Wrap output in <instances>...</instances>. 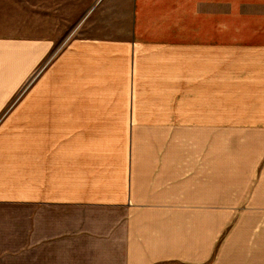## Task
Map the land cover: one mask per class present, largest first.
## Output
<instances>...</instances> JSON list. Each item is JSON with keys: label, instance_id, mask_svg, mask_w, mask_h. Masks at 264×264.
Here are the masks:
<instances>
[{"label": "crops", "instance_id": "obj_1", "mask_svg": "<svg viewBox=\"0 0 264 264\" xmlns=\"http://www.w3.org/2000/svg\"><path fill=\"white\" fill-rule=\"evenodd\" d=\"M92 18L0 35V264H264V0Z\"/></svg>", "mask_w": 264, "mask_h": 264}, {"label": "rangeland", "instance_id": "obj_2", "mask_svg": "<svg viewBox=\"0 0 264 264\" xmlns=\"http://www.w3.org/2000/svg\"><path fill=\"white\" fill-rule=\"evenodd\" d=\"M99 0H0V35L50 37L56 52L75 35L102 32L92 23ZM28 81L13 94L23 93Z\"/></svg>", "mask_w": 264, "mask_h": 264}]
</instances>
